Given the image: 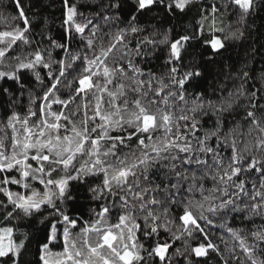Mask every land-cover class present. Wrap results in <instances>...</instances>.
Instances as JSON below:
<instances>
[{
    "label": "snow or ice",
    "instance_id": "1",
    "mask_svg": "<svg viewBox=\"0 0 264 264\" xmlns=\"http://www.w3.org/2000/svg\"><path fill=\"white\" fill-rule=\"evenodd\" d=\"M11 4L0 264H264V0Z\"/></svg>",
    "mask_w": 264,
    "mask_h": 264
},
{
    "label": "trees",
    "instance_id": "2",
    "mask_svg": "<svg viewBox=\"0 0 264 264\" xmlns=\"http://www.w3.org/2000/svg\"><path fill=\"white\" fill-rule=\"evenodd\" d=\"M32 2L37 4V8L33 9V11H37L46 17L48 28H51L53 33H55L60 23V0H32ZM209 2H212V0H209ZM81 11L86 10L81 8ZM13 13L14 9L12 8L11 0H0V14L3 15L5 21L4 23H0V30H6V25L12 23L10 17ZM231 19L230 16L226 15L224 19L225 25H227ZM252 19L255 20V28L251 30V37L247 40L237 42L234 46L230 47L229 55L233 63L246 59L251 62V67L259 70V68L264 67V59H262V57H264V49L260 47L261 44H264V35H262V31L264 30H261V24L264 23V11L258 12L257 16ZM42 30L46 31L44 26H41V28L37 30V33ZM39 38L37 34V39ZM251 48L256 49L254 59L250 55ZM3 101L4 98L0 97V118H3ZM234 223L238 225V222ZM29 258L31 259V257Z\"/></svg>",
    "mask_w": 264,
    "mask_h": 264
}]
</instances>
